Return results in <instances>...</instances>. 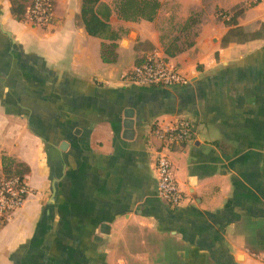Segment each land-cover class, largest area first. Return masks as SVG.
<instances>
[{"label": "crops", "instance_id": "obj_1", "mask_svg": "<svg viewBox=\"0 0 264 264\" xmlns=\"http://www.w3.org/2000/svg\"><path fill=\"white\" fill-rule=\"evenodd\" d=\"M206 1L159 0L153 22L112 13L124 33L108 65L81 0H54L47 27L28 22L33 0L22 20L0 0V175L6 158L30 189L0 225V264H264V0H211L239 6L232 26ZM151 53L189 83H123ZM180 119L192 132L169 152L183 194L171 209L153 130Z\"/></svg>", "mask_w": 264, "mask_h": 264}, {"label": "built area", "instance_id": "obj_2", "mask_svg": "<svg viewBox=\"0 0 264 264\" xmlns=\"http://www.w3.org/2000/svg\"><path fill=\"white\" fill-rule=\"evenodd\" d=\"M263 0H253L261 2ZM54 0H34L27 10L28 22L37 27H47L53 22ZM121 81L139 87H180L189 80L165 57L157 53L148 54L140 65L121 76ZM192 125L187 119H180L164 126L156 124L153 135L159 146L154 160L157 182V197L169 208L175 209L183 202V194L172 172L169 152L175 146H182L191 139ZM30 189L24 177L0 176V225L20 209Z\"/></svg>", "mask_w": 264, "mask_h": 264}, {"label": "trees", "instance_id": "obj_3", "mask_svg": "<svg viewBox=\"0 0 264 264\" xmlns=\"http://www.w3.org/2000/svg\"><path fill=\"white\" fill-rule=\"evenodd\" d=\"M9 1L11 2L12 15L18 20H22L28 4L27 0ZM258 3L253 2L252 4ZM160 7L159 0H115L113 7L102 3L101 0H81L80 22L89 36L101 40V61L104 64L112 65L117 62V43L124 33L123 30H114L109 24L112 13L124 22H153ZM239 15L240 13L235 12L228 21H224V24L226 26L236 25V18ZM141 63L138 62L135 66ZM2 163L1 175L4 177L21 178L26 172L22 166L14 165L13 162L6 158L2 159Z\"/></svg>", "mask_w": 264, "mask_h": 264}, {"label": "rangeland", "instance_id": "obj_4", "mask_svg": "<svg viewBox=\"0 0 264 264\" xmlns=\"http://www.w3.org/2000/svg\"><path fill=\"white\" fill-rule=\"evenodd\" d=\"M107 1H108V4L111 7H113L115 0H107ZM163 1H166V0H163ZM205 2H207V1L205 0ZM217 5H218L217 3L210 0L209 4H207V6H206L205 11H203V15H205L207 18V14L210 15L213 13V15L216 17V19L218 21H220V20L223 21V20H227V17L229 15V13H227V12L237 11V9L239 8V6H235L231 10H225L224 8H219V6H217ZM186 43H187V41H186Z\"/></svg>", "mask_w": 264, "mask_h": 264}, {"label": "water", "instance_id": "obj_5", "mask_svg": "<svg viewBox=\"0 0 264 264\" xmlns=\"http://www.w3.org/2000/svg\"><path fill=\"white\" fill-rule=\"evenodd\" d=\"M133 120L130 112L125 113V119L123 121L124 134L123 138L130 139L133 136Z\"/></svg>", "mask_w": 264, "mask_h": 264}]
</instances>
